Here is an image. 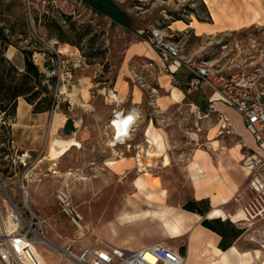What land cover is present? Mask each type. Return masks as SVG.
<instances>
[{
	"label": "rangeland",
	"instance_id": "1",
	"mask_svg": "<svg viewBox=\"0 0 264 264\" xmlns=\"http://www.w3.org/2000/svg\"><path fill=\"white\" fill-rule=\"evenodd\" d=\"M224 1L219 0V9L226 8ZM210 8L205 0H0V26L9 38L2 45L6 58L23 72L24 50L30 51L44 73L35 89L48 85L56 101L37 130L27 121L17 126L12 117L0 112L2 248L7 240L6 221L9 213H14L23 230L25 224L32 226L30 237L37 240L36 245L49 249L51 244L42 242L39 234L52 243L72 245L118 240L125 234L147 236L187 253L189 230L197 223L194 219L189 218L190 227L181 236L172 237L160 217L141 211L179 210L194 199L190 165L193 154L212 139L215 141L214 133L228 141L229 123L224 113L210 110L207 102L205 107L200 106L206 116L197 115L192 108L160 113L152 101L154 75L144 67L145 58L132 52L137 43L147 39L150 28H157L180 44L183 57H203L225 71L244 58H254L264 25L254 24L238 32L208 31L201 36L189 28H169L172 21L189 23L191 18L198 19L196 14L200 20L211 22ZM49 65L53 68L48 69ZM118 84L127 88L139 85L144 103L141 117L128 136L121 144L112 145L110 123L114 116L109 102L115 98L111 95ZM45 95L40 92L39 98ZM20 98L24 97L19 96L17 103ZM226 112L232 116L228 109ZM69 118L74 119L76 129L66 132ZM150 125L157 128L164 150L147 142L145 134ZM232 135L239 141L236 134ZM159 154H167L170 163L165 165ZM107 160L118 163L110 166ZM67 172L71 176L66 177ZM144 173L155 178V185H137ZM62 188L80 215L77 223L58 202L57 193ZM163 189L161 200L149 204L148 194ZM206 206L211 209L210 201L200 205ZM226 220L228 225L233 223L230 218ZM127 243L124 246L128 249L134 248ZM54 251L57 255L58 250ZM187 254L191 255L190 263L195 264L193 252ZM42 261L45 263V259Z\"/></svg>",
	"mask_w": 264,
	"mask_h": 264
},
{
	"label": "crops",
	"instance_id": "2",
	"mask_svg": "<svg viewBox=\"0 0 264 264\" xmlns=\"http://www.w3.org/2000/svg\"><path fill=\"white\" fill-rule=\"evenodd\" d=\"M224 2L226 8L223 10L218 7L220 4L219 0H216V6H214V8H210L213 20L211 22L191 18L189 23L185 22L184 27L180 26V20H176L175 22L172 21L169 28L176 31H183L189 28L194 31L196 36H201L208 32V30L238 32L254 24L264 25V0H225ZM230 6L231 8H229ZM214 13L218 15V20L214 16ZM247 19L249 22H247ZM260 19H263V21ZM193 23L194 25H192ZM132 53V55L138 54L143 56L145 58L144 67L154 75L152 77L154 78L155 85L151 86L153 90L152 101L154 102L155 108L160 113L167 114L185 108H187V110L192 108L193 111H195L196 108L200 109V106L205 107V105H203L204 102L209 104L213 101L215 109L225 114L228 123L231 125L232 132L229 133L230 136L228 137V141L216 138L217 144H214V140L212 139L207 147L202 148L205 152L200 153L201 162H204L205 165L204 176L199 178L198 182L193 179L192 197L195 200H200L202 198L209 199L211 209L219 206L229 214L237 212L239 206L233 201V196L235 191L245 182L247 176V168L241 161L249 149H257L258 146L255 136L245 124L242 116L235 108L220 100L219 94L215 93L212 88L205 85L203 82L191 83L192 74L188 68L183 63H171L170 61H166L153 47L148 36L145 41L136 44V48H134ZM230 68L231 67H229V69ZM116 90V93H114L115 96H113L116 98H113V100L109 102L113 110L112 116H117L119 112L124 114V116H129L134 112L133 117L135 121L139 119L144 103L142 88L137 84L130 85L128 88L121 85L119 86L118 84ZM31 107L32 105L24 98L18 100L16 114L12 117V119L16 121L14 123L15 125L19 126L21 124L20 122L27 121L37 130V128L41 127L46 122L48 112H34ZM227 109L231 112L232 116L228 115L226 112ZM238 117L240 119H238ZM156 133L157 128L150 125L145 134L147 142L151 143L149 139L151 135ZM231 133L236 134V137H239V141L234 140V136ZM118 143L121 144L122 140H119L117 144ZM36 148L38 149L39 147L36 146ZM159 156H162V160L164 161L165 154H159ZM46 157L47 156H45V158ZM191 175L193 176L192 169ZM139 179L145 181L144 186L149 184L151 186L155 185V183L152 182L155 178H150L147 173H144ZM164 194V189L156 194L154 192L149 193L148 196L150 199H148V203L153 204L157 199L161 200ZM160 209H165L168 213H179L186 217L190 224L191 221L189 218L197 222L193 225V230L197 232V234L193 235V232L189 230V244L191 240H203L200 242L198 258H194L196 261L195 264H264V246L261 248V245L250 241L246 234H239L227 249H222L219 247L222 238L221 235L202 225L201 220L204 219L203 215L183 208L179 210L173 208ZM206 217H208V213ZM137 238L138 237L135 235L128 237L127 234H125L118 240L103 241L123 247H126L124 245L128 242L134 246L132 250L159 242L147 236ZM68 243L69 242L65 244L57 242V244H55L59 247H64ZM90 243L84 245L73 243V246L75 250H79ZM210 244L214 245L216 248L210 247ZM35 246H37L38 250L43 255L45 259L44 264H76L62 256L59 251H57V255H55L56 252L52 247V249H49L43 244H35ZM192 252L193 250L191 248L189 249L188 245L187 253ZM187 253L184 254L186 259L185 264H191V255L188 257ZM194 254L195 252H193V255Z\"/></svg>",
	"mask_w": 264,
	"mask_h": 264
},
{
	"label": "built area",
	"instance_id": "3",
	"mask_svg": "<svg viewBox=\"0 0 264 264\" xmlns=\"http://www.w3.org/2000/svg\"><path fill=\"white\" fill-rule=\"evenodd\" d=\"M148 37L153 47L166 61L183 63L188 68L192 74L191 83L203 82L219 94L220 100L235 108L255 136L258 142L257 149H249L243 157V164L247 168L246 180L233 196V201L243 212V218L241 220H236L233 216L229 218L239 225L243 230L242 233L246 234L250 241L264 246V33L255 57L244 58L242 62L233 65L227 71L203 57H183L180 44L157 28H150ZM209 107L210 110L216 111L213 101L209 103ZM195 112L198 115H207L198 108ZM219 115L221 116L220 113ZM128 123L129 134L135 118L131 116ZM226 131L232 132L230 124L226 126ZM57 198L62 210L77 223L80 215L73 208L68 192L63 188L58 190ZM25 226V230L18 226L15 240H5L6 246L0 249V264H24L23 256L26 255L32 261L38 262L31 248V245H35L37 241L30 237V232L34 229L29 224ZM18 244L22 247L20 248ZM50 246L76 264H184L185 262L183 253L163 242H156L136 250L100 240H94L79 250H75L71 243L64 247H59L55 243H51Z\"/></svg>",
	"mask_w": 264,
	"mask_h": 264
},
{
	"label": "trees",
	"instance_id": "4",
	"mask_svg": "<svg viewBox=\"0 0 264 264\" xmlns=\"http://www.w3.org/2000/svg\"><path fill=\"white\" fill-rule=\"evenodd\" d=\"M206 11L208 12V18H210L209 11ZM196 16L200 20L197 14ZM8 39L5 28L0 26V112H4L6 117H13L16 113L18 105L17 98L19 96H23L28 103L34 104V112L48 111L56 104L53 96L49 94V86L44 84L38 89H35L37 79L44 76V73L40 71L39 66L32 59V53L28 50H24L25 69L23 72L6 58L4 54L5 47L2 45ZM40 92L46 93L44 98H39ZM42 102H46L45 106H40ZM10 109H12V112ZM208 203L209 200L207 198L200 200L192 199L184 204L183 208L200 215H205L209 211V206L201 208L200 205H207ZM226 221V219L221 220L220 217H206L201 222L205 227L221 235L222 238L219 247L222 249H227L232 244V241L243 231L241 228H237L234 222L228 225Z\"/></svg>",
	"mask_w": 264,
	"mask_h": 264
},
{
	"label": "bare ground",
	"instance_id": "5",
	"mask_svg": "<svg viewBox=\"0 0 264 264\" xmlns=\"http://www.w3.org/2000/svg\"><path fill=\"white\" fill-rule=\"evenodd\" d=\"M205 1L208 3V5L212 6L213 8H214V6H216V0H205ZM261 6H262V4H261ZM254 13H255V11H254ZM214 16L218 20V15L216 13H214ZM247 22H249V20ZM194 23H195V21H194ZM194 23L192 25H194ZM179 24H180V26H184L185 27V22L184 21L180 20L179 21ZM172 26H174V25H172ZM178 29H179V27H178ZM211 31H214V30H211ZM111 96H115L114 92L112 93ZM133 115H134V112L131 113L129 116H132L133 117ZM129 116H127V118H126L124 116V114H122L121 112H119L117 116L113 117V121L111 123L109 122L110 125H111V127H112V129H113L112 130V137H110V139H109L110 140V143L112 145H114L116 142H119V140L125 139L128 136V130H129L128 119L130 118ZM217 136H218V134L217 133L216 134L214 133V137H212V138H217ZM149 141L152 144H155L157 146V150H161V151L163 150L164 146H163L162 138L160 137V135H158V134L151 135ZM214 144H217V140L214 141ZM146 153H148L149 155H153V153L151 151H148ZM200 153H205V152L202 149H197L196 152H195V155L193 156V158H192V160L190 162L191 163L190 164L191 165V169H192V172H193V176L192 177L197 182L199 181V178H201V177L204 176V171H205L204 170L205 165H204V162H201V158H200L201 154ZM117 163H118V160H109L107 162V164L110 165V166H113V165H115ZM169 163H170V158H169V156L167 154H165L164 164L165 165H168ZM69 176H71V172H67L66 173V177H69ZM137 182H138L137 185L139 187H143L145 185V181H141L140 179ZM141 212L144 215H153V216L160 217L163 220L164 226L169 230L170 235L172 237L181 236L182 235V231L184 229L190 227V222L187 220V218L184 217L183 215H180L179 213H175V212L168 213V211L165 210V209H160V210L154 209V210H152L150 208L145 209V210H143ZM141 212H139V214ZM128 216H132V215H128ZM230 216H233V218H235L236 220H241L243 218V212L239 209L237 212L229 214L228 212H226L225 210H223L219 206L213 207L208 212V217L209 218L220 217V218H223V219H227ZM18 226H19V221L17 219V222H16L14 213H9L8 219L6 221V226H5V229H4L5 230V235L7 236V238H6L7 240H15V237H16L15 232L18 229ZM193 228L194 227H191L190 230H191V232H193L192 233L193 235H196L197 232H194ZM38 236L40 237V239L42 240V242H44L46 244H51L52 243L51 240H49L48 238H46L44 236H41V235H38ZM21 240H27V239H21ZM161 241H162V239H161ZM202 241L203 240H191V243L189 244V249L191 248L193 250V252H195L194 257H196V258H198L199 246H200V242H202ZM18 246L20 248L22 247L21 244H18ZM210 247L216 248L212 244H210ZM31 248L33 249V252H34L35 256L37 257L38 262L40 264H44V262L42 261V260H44V258L42 256V254L40 253V251L38 250V248L34 244L31 245ZM261 248H262V246H261ZM0 249H3L1 247V243H0ZM216 250H218V249H216ZM185 261H186V259H185ZM38 262L32 261L28 255H26V257L23 256V263L24 264H39ZM184 264H185V262H184Z\"/></svg>",
	"mask_w": 264,
	"mask_h": 264
},
{
	"label": "water",
	"instance_id": "6",
	"mask_svg": "<svg viewBox=\"0 0 264 264\" xmlns=\"http://www.w3.org/2000/svg\"><path fill=\"white\" fill-rule=\"evenodd\" d=\"M53 66L52 65H49L48 66V69H52ZM76 129V126L74 124V119L72 118H69L66 122V127H65V131L66 132H70V131H74ZM1 185V184H0Z\"/></svg>",
	"mask_w": 264,
	"mask_h": 264
}]
</instances>
